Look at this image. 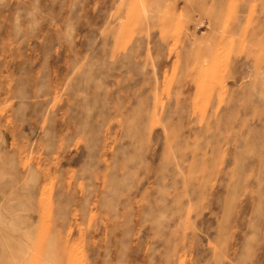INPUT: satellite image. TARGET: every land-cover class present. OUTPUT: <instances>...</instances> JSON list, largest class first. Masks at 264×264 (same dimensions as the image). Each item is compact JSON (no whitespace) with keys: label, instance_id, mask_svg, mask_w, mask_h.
I'll return each instance as SVG.
<instances>
[{"label":"rangeland","instance_id":"374dc122","mask_svg":"<svg viewBox=\"0 0 264 264\" xmlns=\"http://www.w3.org/2000/svg\"><path fill=\"white\" fill-rule=\"evenodd\" d=\"M0 264H264V0H0Z\"/></svg>","mask_w":264,"mask_h":264}]
</instances>
